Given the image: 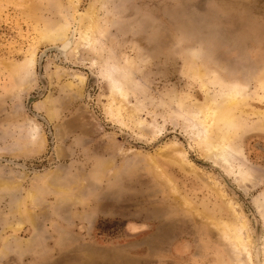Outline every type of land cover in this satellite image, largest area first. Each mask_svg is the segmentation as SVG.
<instances>
[{
    "label": "rangeland",
    "instance_id": "rangeland-1",
    "mask_svg": "<svg viewBox=\"0 0 264 264\" xmlns=\"http://www.w3.org/2000/svg\"><path fill=\"white\" fill-rule=\"evenodd\" d=\"M70 5L0 0V264H237L211 221L234 220L215 180L239 205L254 262L264 264V221L254 205L264 194L257 117L264 99L256 92L264 76V0H107L99 15L108 39L94 67L86 62L96 55L84 51L76 60L69 51L81 17L99 0H79L74 12ZM72 12L68 47L40 43L42 28L69 22ZM34 48L35 81L23 90ZM113 55L133 63L151 135L139 133L122 107L123 126L106 115L109 88L100 71ZM199 71L251 86L242 105L248 125L238 137V163L252 173L247 189L203 157L185 120L176 119L178 101L205 102ZM73 74L86 78L83 87L69 89ZM49 95L52 119L43 105ZM30 119L40 128L36 139ZM167 145L184 149L197 172L168 157Z\"/></svg>",
    "mask_w": 264,
    "mask_h": 264
},
{
    "label": "bare ground",
    "instance_id": "bare-ground-1",
    "mask_svg": "<svg viewBox=\"0 0 264 264\" xmlns=\"http://www.w3.org/2000/svg\"><path fill=\"white\" fill-rule=\"evenodd\" d=\"M67 2L71 4V9L74 12L79 0H67ZM106 3L107 0H99V7H92L84 13L79 21L80 31L78 33L77 42L70 47L69 55L76 60H79L78 58L81 57V53L84 51L96 55V57L91 58V60H87L86 63L90 67H94L97 64L100 65V57L105 52V41L108 39V31L103 22H105V20L107 21V19L105 18L104 20L99 14L105 11ZM73 12L69 22L60 23L54 27L46 26L42 28L40 31L41 36L39 35L40 43H63L65 44L64 46L68 47L67 39L71 29V21H75V17H77L74 16ZM35 54L34 48L31 57L27 59V63L23 66V75L20 77V87L27 84L32 85L35 81ZM100 72L109 88L106 115L111 117L117 125L123 126L124 120L119 116L118 110H116L122 107L126 110L130 119L129 121L139 130V133L148 134L149 128L152 127L150 124L153 123L148 122L145 117L146 111L143 109V107H145L144 100L138 98L140 92L135 89L136 85L133 80L135 68L132 61L124 56L122 58H116V56L113 55L105 59V63L101 67ZM198 75L204 87V91L206 92L205 102L203 104H185L182 100L178 101L180 111L177 112L176 119L185 120L184 127L199 148L203 157L221 166L226 170L227 174L235 179L239 186L247 189L244 184L252 181V173L246 164L242 162L238 163V161H240L239 158L244 156L243 149L239 145L238 137L243 126L248 125L247 119L242 118V115L246 112L242 105L250 96L251 86L245 82L221 81L219 76L215 73L208 76L204 72L199 71ZM72 78L74 81L69 83V89H72L74 86H84L86 78L83 75L73 74ZM205 78L208 79L205 80ZM210 85L218 86V89L213 91L212 94L209 90ZM24 88H26V86L23 87V90ZM256 92L258 96L264 99V76H261L259 79V87ZM51 98L52 95L47 96L43 103L44 109L48 112V117L50 119H52V114H54ZM123 104L127 106L128 109H126ZM257 114L258 113H256V115ZM257 117H259V121L263 120V122L260 121V123L262 122L263 124L264 113H259ZM29 121V137L31 139H36V136L41 133L40 128L33 120L30 119ZM155 128L158 130L157 134L160 135L163 131V123L158 120L155 124ZM163 149H165L168 157L172 156L176 158L186 170L196 171L189 161L184 149L175 145H167ZM152 162L154 167L158 169L156 162ZM236 171L239 174L238 178L235 177ZM162 176L166 177L164 174H162ZM166 180L171 184L172 188L176 190L172 182L167 178ZM215 183L216 184L212 185L213 188L218 193V196L225 200L226 207L232 212L234 220L213 217L211 221L217 222L213 224L219 228V233L222 238L230 244L233 260L237 264H255L253 259V241L248 222L243 213L239 210V205L237 206L235 202L231 203L228 200L229 195L224 186L220 185L216 180ZM263 195L261 199L254 202V205L264 221ZM22 225H24V222L19 219L15 227L21 229Z\"/></svg>",
    "mask_w": 264,
    "mask_h": 264
}]
</instances>
